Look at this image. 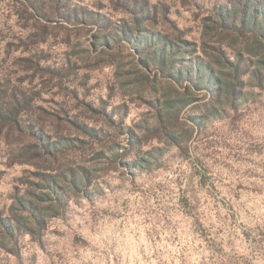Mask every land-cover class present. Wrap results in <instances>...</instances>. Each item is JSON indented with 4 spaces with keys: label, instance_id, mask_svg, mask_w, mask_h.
Here are the masks:
<instances>
[{
    "label": "rangeland",
    "instance_id": "374dc122",
    "mask_svg": "<svg viewBox=\"0 0 264 264\" xmlns=\"http://www.w3.org/2000/svg\"><path fill=\"white\" fill-rule=\"evenodd\" d=\"M134 1L157 9L155 31L171 36L176 30L194 42L202 19L221 2L60 0L65 7L50 14L53 0H0V90L26 92L34 99L33 113L77 116L101 139H112L100 159L106 169L90 178L89 197L70 196L63 218L48 222L41 244L22 236L20 258L0 249V264H264V91L253 87L235 110L194 125L189 118L203 115L207 101L197 92L181 110L180 125L162 119L169 84L181 92L188 81L176 83L155 67L126 80L128 70L136 71L134 54L114 25L129 22ZM32 2L39 21L27 11ZM83 12L109 21L96 45L110 46L113 64L84 60L95 29L78 21ZM43 26L48 29L41 33ZM26 59L38 62L36 69ZM183 124L191 133L186 149L173 142L181 141ZM128 130L145 139L142 167L130 170L113 160ZM5 153L0 140V211L6 214L33 168L6 166Z\"/></svg>",
    "mask_w": 264,
    "mask_h": 264
},
{
    "label": "trees",
    "instance_id": "16d2710c",
    "mask_svg": "<svg viewBox=\"0 0 264 264\" xmlns=\"http://www.w3.org/2000/svg\"><path fill=\"white\" fill-rule=\"evenodd\" d=\"M182 1L193 3L196 0ZM134 2L129 10V22L114 25L116 36L123 39L134 54L136 71L128 70L126 80H138L146 70L155 67L158 74L176 83L188 81L181 92L169 84V97L161 100L162 119L180 125L181 110L197 99V92L207 101L202 105L203 115L189 118L194 125L204 117L235 110L242 98L247 100L253 95V87L264 91V0H221L202 19L199 42L183 39L176 30L171 36L155 31L157 9L146 1ZM51 4L50 14L60 13L65 7L60 0H53ZM26 8L31 17L39 21L35 3ZM68 12L67 9L64 13ZM161 12L166 19L167 7L162 6ZM76 17L81 24L95 29L92 52H87L89 56L84 60L107 66L113 64L116 54L110 51V46L104 44V48L99 49L96 45L105 37L109 21L90 12ZM47 29L43 26L40 31L44 33ZM32 62L25 60L36 69L38 62ZM33 101L26 92L0 90V140L6 146L5 165L33 168L31 180L22 194L12 197L6 214L0 211V249L17 259L22 236L41 244L48 222L63 218L70 196L89 197L90 178L106 169L101 158L112 141L101 139V132L77 116L67 118L42 109H38V114L33 113ZM183 127L187 129L182 130L181 141L173 142L175 145L181 142L186 149L191 133L188 125L183 124ZM159 128L165 137L167 129ZM126 137L125 147L120 154H114L113 160L129 170L140 168L143 162L139 153L145 139L129 130ZM129 157L134 160L129 161Z\"/></svg>",
    "mask_w": 264,
    "mask_h": 264
}]
</instances>
